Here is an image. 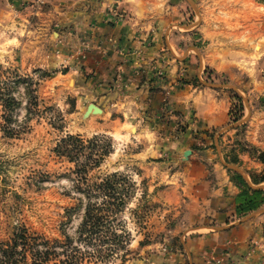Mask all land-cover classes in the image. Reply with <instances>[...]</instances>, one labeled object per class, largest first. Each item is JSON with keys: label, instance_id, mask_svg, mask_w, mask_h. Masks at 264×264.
Instances as JSON below:
<instances>
[{"label": "rangeland", "instance_id": "374dc122", "mask_svg": "<svg viewBox=\"0 0 264 264\" xmlns=\"http://www.w3.org/2000/svg\"><path fill=\"white\" fill-rule=\"evenodd\" d=\"M47 2L33 0L32 4L35 9L42 10ZM169 2L177 4L176 13H169L163 5L159 12L180 18L175 28L177 35L187 36L188 40L182 42L184 52L191 44L195 47L192 48L194 55L195 52L211 54L218 46L221 53L217 57L223 58V52H231L235 58L232 72L236 77L233 79L206 65L198 77L182 75L177 80L178 85L189 83L224 90L231 98L229 121L218 130L194 135L191 144L199 155L207 152L213 155L202 161L208 185L200 187L198 183L191 188L184 179H169V173L181 165L176 147L161 144L159 152L149 153L151 145L143 150L145 145L138 139H128L126 135L114 139L113 131L133 133L134 125L114 128L111 115L84 114L85 102L79 106L74 95V75H61L67 69L64 62L53 55L56 53L49 51L47 42L41 43L37 50L39 38L32 32L31 25L36 26L39 18L32 14L21 30L17 31L14 24L0 28V94L9 92L20 100L15 110L16 121L12 124L25 126L18 136H5L0 101V240L7 238L8 225L24 224L30 232L51 242L65 243L66 235L72 237L73 244L88 251L80 264H185L187 248L185 251L184 243L191 241V234H203L198 230L200 227H212L206 232L213 233L216 227L226 226L215 222L210 211L216 203L211 190L220 185L218 169L225 172L227 182L235 186L227 205L228 218L249 222L264 216V210L260 211L264 208V195L252 192L257 189L254 186L264 184V48L261 52L254 50L249 42L253 39L252 30L260 27L263 32L256 36L264 45V7L252 0L166 1ZM222 7L228 9L224 13L226 16L222 14ZM212 20V26H219L214 42L202 38L201 33L194 30L198 23L206 25ZM184 25L190 28H183ZM223 29L226 34L221 33ZM224 38L231 42L222 43ZM32 95L37 96V105L30 107L32 112L29 113L27 103ZM174 112L165 100L159 118L168 119ZM177 122L172 137L182 131L178 127L180 121ZM98 123L101 124L99 128L96 127ZM67 133L83 139L85 154L99 149L90 146L87 140L98 136L101 140L97 143L102 145L106 139L110 152L98 165L87 166L82 176L91 183L115 174V191L123 196V203H113V208L118 210L102 224L98 235H92L91 242L78 239L79 223L87 200L103 204V195L91 192L87 197L81 189L85 180L78 182L79 175L73 171L75 160L55 151L59 138ZM115 136L120 138L118 133ZM183 156L181 153L184 161ZM79 158L86 163L85 155ZM242 180L253 189L252 193L241 194ZM248 196L252 199L246 202ZM238 204L247 210L239 211ZM260 230L254 250L263 252L259 264H264V227ZM215 248L211 247L207 255H214ZM57 250L61 247L57 246ZM219 252L220 256L212 258L214 264H237L226 261L230 259L227 251ZM244 258L247 257L242 256ZM48 264L60 263L54 259Z\"/></svg>", "mask_w": 264, "mask_h": 264}, {"label": "crops", "instance_id": "0c3cea01", "mask_svg": "<svg viewBox=\"0 0 264 264\" xmlns=\"http://www.w3.org/2000/svg\"><path fill=\"white\" fill-rule=\"evenodd\" d=\"M166 1L169 0H48L40 10L34 8L33 0H0V28L14 24L18 31L30 15L38 17L36 26L31 25L32 32L39 38L37 50L41 43L47 42L49 51L55 52L53 55L59 57L67 69L61 75H74V95L79 106L85 102L83 112L89 103H94L103 116H113L110 122L114 128L134 125L133 133L113 131L114 139L125 135L128 139H138L145 145L143 150L151 145L149 153L159 152L161 144L176 147L181 165L169 173V179H184L187 187H195L198 183L201 187L208 185L202 161L213 155L208 152L199 155L193 149L194 135L224 126L229 121L231 98L224 90L189 83L178 85L177 80L182 75L198 77L206 65L233 79L236 77L232 72L235 58L231 52H223V58L217 57L221 53L218 46L211 54L195 52L194 55L192 44L185 47L184 52L182 42L188 40L187 36H178L175 28L180 24V18L159 12L163 5L169 13H176L177 4L170 5ZM252 1L264 7V0ZM225 10L228 9L223 8L222 14L226 16ZM254 12L256 17V10ZM208 15L211 16V12ZM210 22L206 25L198 23L194 30L200 32L202 38L214 42L219 26H212L213 20ZM183 28L190 27L184 25ZM221 31L226 34L225 29ZM260 32H263L260 27L254 28L253 39L249 42L254 50L261 52L264 45L256 36ZM226 41L231 42L224 38L222 43L226 44ZM165 100L175 112L162 120ZM177 121L184 124L185 129L172 137ZM99 126L100 123L96 127ZM116 133L120 138L115 136ZM185 150L190 153L183 156V161L181 153ZM217 174L220 185L211 190L216 203L210 211L215 222L226 226L216 227L213 233L206 232L212 227H200L198 230L203 234H191V241L184 243L185 251L187 248L185 264H214L212 258L220 256L219 251H227L230 258L227 262L259 264L263 252L254 250V241L264 227V216L249 222L231 221L227 205L232 200L235 186L227 182L225 172L218 169ZM221 208L223 212L218 211ZM211 247H216L215 253L207 255ZM242 256L247 258L244 260Z\"/></svg>", "mask_w": 264, "mask_h": 264}, {"label": "trees", "instance_id": "16d2710c", "mask_svg": "<svg viewBox=\"0 0 264 264\" xmlns=\"http://www.w3.org/2000/svg\"><path fill=\"white\" fill-rule=\"evenodd\" d=\"M29 79L32 81V78ZM0 101L3 108V113L1 115L3 123L1 127L5 136H18L22 130H24L25 126H21L20 124L15 126L12 124V121H16L14 117L15 110L20 105V100L9 92H6L0 94ZM27 104L29 108V110H27L31 113L32 109L30 110V107L32 108V106L34 107L37 105V96L32 95ZM178 127L183 130L185 126L180 122ZM100 140L98 136L91 140H87L90 146H97L99 149L97 148L95 152L90 151L88 154H85L86 145L79 135L67 133L59 138L55 151L61 156L65 155L70 157L71 160H75L76 166L73 171L79 175L78 182H81L80 180L87 181L86 177L84 175L82 176L85 170H87V166L93 164L98 165L104 156L110 152L106 139H103L105 142L102 145H98L97 142ZM82 154L85 155L86 163L80 162L79 156ZM115 178L116 175L111 174L97 182H86L84 187L81 188L85 191L87 197L91 196V192H95L96 195L102 194L103 204L93 202L90 198L87 200L78 227V239H89V242H91L92 235H98L101 231L102 224L108 221L112 217L111 215L118 210L117 208H113V203H123V196H118L119 193L115 191L117 187ZM241 186V194L246 195L247 193L254 192L264 195V191H262L264 189L253 190L244 180H242ZM250 190L253 191L250 192ZM241 197L244 196H240V203ZM246 199V202H248L252 198L248 196ZM262 201L264 202V198ZM238 205L239 211L247 210L244 205ZM6 231L7 238L0 240V264H48L54 259L58 260L60 264H80L84 255L88 253V251H84L76 244H73L72 237L69 235L65 236V243H60L58 241L51 242L35 232H30L28 227L24 224L8 225ZM114 235L116 236V234ZM103 240L105 239L103 238ZM57 246L61 247V250H57ZM60 255L62 256L60 257Z\"/></svg>", "mask_w": 264, "mask_h": 264}, {"label": "water", "instance_id": "95a60500", "mask_svg": "<svg viewBox=\"0 0 264 264\" xmlns=\"http://www.w3.org/2000/svg\"><path fill=\"white\" fill-rule=\"evenodd\" d=\"M208 85H211V84H208ZM97 109H100L96 104H94V103H89L88 105H87V107H86V109H85V111L83 112L84 114H87V115H89V113H97L96 112V110ZM100 111H101V109H100ZM190 153V150H185L184 152H183V155H184V157H187V155ZM231 167V166H230ZM233 168H235L236 170H238L236 167H233ZM239 171V170H238ZM255 188H257V189H264V184H262V185H257V186H254ZM262 210H264V208L263 209H261L260 211H262Z\"/></svg>", "mask_w": 264, "mask_h": 264}, {"label": "bare ground", "instance_id": "6f19581e", "mask_svg": "<svg viewBox=\"0 0 264 264\" xmlns=\"http://www.w3.org/2000/svg\"><path fill=\"white\" fill-rule=\"evenodd\" d=\"M96 112H97V113H101L102 111H100V109H97Z\"/></svg>", "mask_w": 264, "mask_h": 264}, {"label": "built area", "instance_id": "2783aa9c", "mask_svg": "<svg viewBox=\"0 0 264 264\" xmlns=\"http://www.w3.org/2000/svg\"><path fill=\"white\" fill-rule=\"evenodd\" d=\"M44 1V0H43ZM171 109H172V107H171ZM170 111V110H169Z\"/></svg>", "mask_w": 264, "mask_h": 264}]
</instances>
